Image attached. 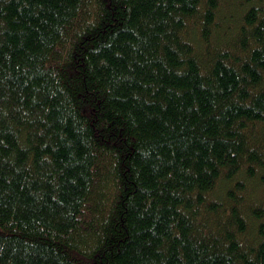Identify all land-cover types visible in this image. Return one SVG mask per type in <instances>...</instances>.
<instances>
[{
    "label": "trees",
    "instance_id": "obj_1",
    "mask_svg": "<svg viewBox=\"0 0 264 264\" xmlns=\"http://www.w3.org/2000/svg\"><path fill=\"white\" fill-rule=\"evenodd\" d=\"M264 0H0V264H264Z\"/></svg>",
    "mask_w": 264,
    "mask_h": 264
},
{
    "label": "bare ground",
    "instance_id": "obj_2",
    "mask_svg": "<svg viewBox=\"0 0 264 264\" xmlns=\"http://www.w3.org/2000/svg\"><path fill=\"white\" fill-rule=\"evenodd\" d=\"M264 2V1H263Z\"/></svg>",
    "mask_w": 264,
    "mask_h": 264
}]
</instances>
